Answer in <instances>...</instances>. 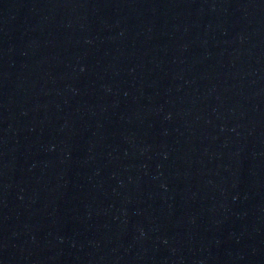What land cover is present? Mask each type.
I'll return each mask as SVG.
<instances>
[{
	"label": "water",
	"instance_id": "1",
	"mask_svg": "<svg viewBox=\"0 0 264 264\" xmlns=\"http://www.w3.org/2000/svg\"><path fill=\"white\" fill-rule=\"evenodd\" d=\"M0 264H264V0H0Z\"/></svg>",
	"mask_w": 264,
	"mask_h": 264
}]
</instances>
